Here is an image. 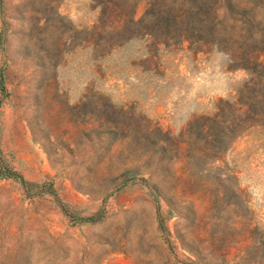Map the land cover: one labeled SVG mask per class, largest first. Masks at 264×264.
<instances>
[{
    "label": "rangeland",
    "instance_id": "374dc122",
    "mask_svg": "<svg viewBox=\"0 0 264 264\" xmlns=\"http://www.w3.org/2000/svg\"><path fill=\"white\" fill-rule=\"evenodd\" d=\"M150 2L0 0V264H264V0H233L253 73L126 33Z\"/></svg>",
    "mask_w": 264,
    "mask_h": 264
},
{
    "label": "trees",
    "instance_id": "16d2710c",
    "mask_svg": "<svg viewBox=\"0 0 264 264\" xmlns=\"http://www.w3.org/2000/svg\"><path fill=\"white\" fill-rule=\"evenodd\" d=\"M151 1L150 8L139 20L133 21L129 18L124 21L123 29L126 33L141 32L142 35H148L155 41L163 38L165 40L162 43L190 41L208 44L221 52L229 53L234 67L253 73L252 66L256 65L259 56L255 42L250 37L255 24L249 16H237L242 13L249 14L251 11L240 9L233 4V0ZM114 7L117 8L115 5ZM237 23H240V26H237ZM236 30L244 34L233 41ZM234 44L238 45V52L233 50ZM241 93L240 98L235 102L240 106L239 113L234 119L235 129L251 128L264 117V92L256 90L254 86H243ZM233 104L221 101L220 111L213 117L206 118V121L212 124L215 118L222 115L224 117L227 110L234 113ZM222 139H225L224 132H214L211 125L206 126L208 145L214 146Z\"/></svg>",
    "mask_w": 264,
    "mask_h": 264
}]
</instances>
